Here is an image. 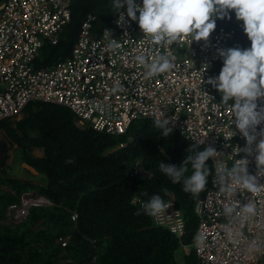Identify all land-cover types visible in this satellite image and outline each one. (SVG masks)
<instances>
[{
  "label": "trees",
  "instance_id": "1",
  "mask_svg": "<svg viewBox=\"0 0 264 264\" xmlns=\"http://www.w3.org/2000/svg\"><path fill=\"white\" fill-rule=\"evenodd\" d=\"M111 5L112 0H70V22L55 45H42L34 67L69 58L88 14L96 16L93 35L114 30ZM233 13L217 19L218 25L232 27ZM234 47H250L244 32L236 31L228 49ZM222 66L223 61L215 65L214 78ZM0 130V264H198L192 247L199 223L195 203L206 193L211 175L197 198L160 172V162L179 166L191 154L187 149L194 144L177 132L163 137L153 120L138 119L124 135H107L79 125L67 108L41 101L27 104L20 120L0 121ZM10 149L20 165L37 175L21 168L22 179L10 177ZM35 149L42 151L41 157L32 155ZM206 163L213 168L211 160ZM164 188L169 195L163 196ZM153 194L181 212L180 237L156 225L152 217L137 214L141 202ZM32 195L48 204L31 207L21 223L8 222V206ZM180 251L181 261L176 257Z\"/></svg>",
  "mask_w": 264,
  "mask_h": 264
},
{
  "label": "built area",
  "instance_id": "2",
  "mask_svg": "<svg viewBox=\"0 0 264 264\" xmlns=\"http://www.w3.org/2000/svg\"><path fill=\"white\" fill-rule=\"evenodd\" d=\"M137 5L142 0H135ZM70 0H0V121L20 120L22 110L31 101L55 104L70 110L82 125L112 136L124 135L130 124L138 119L155 120L160 112L172 118L169 125L185 139L201 147H214L220 159L231 166L234 159L244 158L243 152L235 157V146L243 148L245 140L231 124V113L223 105L217 109L220 94L206 83L214 78L216 64L223 61L219 50H227L237 32L243 31L242 21L232 16V27L218 25L208 40H181L173 44L177 56L175 67L168 73L144 79L143 69L135 56L161 54L163 49L153 46L138 27L125 18L118 26L121 13L112 19L113 39L121 45L110 50L103 30L93 35L91 28L96 16L88 14L81 22L80 32L69 58L49 67H34V60L44 43L55 45L63 28L70 22ZM109 30V29H108ZM207 68L203 71V66ZM202 73V75H201ZM205 83L203 84L202 81ZM123 91L113 92L117 82ZM203 91L213 98L212 101ZM264 107V99L257 101ZM264 124L257 126V132ZM260 137L257 136L256 143ZM255 149V144H253ZM255 151L249 160L248 172L256 175ZM210 186L203 198L196 201L195 212L199 217L196 235L206 233L204 246L192 247L198 264H264V254H249L247 245L252 240L264 241V189L257 194L240 190L236 199L243 205L256 204L257 214L249 220L235 218L232 223L240 233L230 239L221 225L228 223L222 214L225 202L215 182V167ZM264 183V177L260 178ZM135 201V199L133 200ZM137 202V201H135ZM48 204L35 195L24 196L18 204H11L6 211L7 221L21 223L28 217L29 209ZM156 225L180 237L184 232L181 212L171 206L159 217H152ZM76 220L74 213L71 218ZM65 244L62 243V246Z\"/></svg>",
  "mask_w": 264,
  "mask_h": 264
},
{
  "label": "clouds",
  "instance_id": "3",
  "mask_svg": "<svg viewBox=\"0 0 264 264\" xmlns=\"http://www.w3.org/2000/svg\"><path fill=\"white\" fill-rule=\"evenodd\" d=\"M111 8L115 13L125 9L119 16L118 26L124 25L125 18L135 21L143 37L153 46L163 49L161 54L152 55L150 59L145 53L135 56V62L143 69L144 79L168 73L175 67L177 56L173 52V44L182 39L188 41L189 45L192 41L206 42L216 27V19H224L230 11H234L235 18L242 21L250 47L244 50L239 47L219 50L223 66L219 75L209 78L206 83L220 94V103L214 106L219 109L223 105L231 113L229 128L234 124L236 131L229 130V136L232 138L238 132L245 140L243 148L235 146V157L243 152L244 158L234 159L229 166L227 161L220 159L221 154L214 147H203L204 150L199 151L197 149L204 141L195 144L188 140L194 144L187 149L191 154L184 157L179 166L159 164L160 172L173 184L182 183L185 193L198 198L206 190L208 177L211 175L212 178L213 174V168L206 162L213 160L217 189L225 198L222 214L228 221L221 228L230 239H237L240 233L234 229L232 221L237 217L246 221L257 214L256 204L248 201L241 205L236 199L237 193L242 190L257 194L264 189V183H260V178L264 177V128L257 132V126L264 124V107H258L257 104L258 100L264 99V0H142L140 5L135 0H112ZM103 35L109 41L108 49L116 50L121 47L117 39L111 38L113 34L110 30L105 29ZM206 68L207 65H204L203 71ZM112 91H123L119 81ZM203 94L210 101L213 100L204 91ZM164 117L165 113L160 112L153 121L161 135L168 137L172 132L169 125L173 120ZM257 136L260 137L259 143H256ZM253 151L256 153L255 176L248 172L247 157L252 156ZM162 192L163 196L169 195L167 188L162 189ZM171 206L174 207L161 195L153 194L147 201L141 202L137 214L159 217ZM206 235L198 233L194 237V243L204 246ZM247 252L253 255L264 254V241L252 240L247 245Z\"/></svg>",
  "mask_w": 264,
  "mask_h": 264
},
{
  "label": "rangeland",
  "instance_id": "4",
  "mask_svg": "<svg viewBox=\"0 0 264 264\" xmlns=\"http://www.w3.org/2000/svg\"><path fill=\"white\" fill-rule=\"evenodd\" d=\"M3 144H4L3 133H2V131H0V157H2V155H3V153H2ZM8 156H9V158L6 161L7 165H10V167L8 168V175L10 177H14V178H16V177L23 178L24 177V173L22 172V169H21L22 166L14 158L12 149H10L8 151ZM24 169H27L30 172L32 170V169L26 167V165L24 166ZM182 252L180 251L179 253L176 254V257H177V259L179 261H181ZM184 252L188 253L189 252V248L185 249Z\"/></svg>",
  "mask_w": 264,
  "mask_h": 264
},
{
  "label": "crops",
  "instance_id": "5",
  "mask_svg": "<svg viewBox=\"0 0 264 264\" xmlns=\"http://www.w3.org/2000/svg\"><path fill=\"white\" fill-rule=\"evenodd\" d=\"M32 155H34V156H36V157H41L42 156V151L41 150H39V149H35V150H33L32 151ZM22 166V168H24V164H22L21 165ZM26 167H28V166H26ZM29 168V167H28ZM31 169V168H30ZM31 173L33 174V175H37L36 174V172L32 169L31 170Z\"/></svg>",
  "mask_w": 264,
  "mask_h": 264
},
{
  "label": "bare ground",
  "instance_id": "6",
  "mask_svg": "<svg viewBox=\"0 0 264 264\" xmlns=\"http://www.w3.org/2000/svg\"><path fill=\"white\" fill-rule=\"evenodd\" d=\"M66 244V243H65ZM66 246V245H65ZM185 248V247H184Z\"/></svg>",
  "mask_w": 264,
  "mask_h": 264
},
{
  "label": "water",
  "instance_id": "7",
  "mask_svg": "<svg viewBox=\"0 0 264 264\" xmlns=\"http://www.w3.org/2000/svg\"><path fill=\"white\" fill-rule=\"evenodd\" d=\"M80 125H82V123Z\"/></svg>",
  "mask_w": 264,
  "mask_h": 264
},
{
  "label": "flooded vegetation",
  "instance_id": "8",
  "mask_svg": "<svg viewBox=\"0 0 264 264\" xmlns=\"http://www.w3.org/2000/svg\"><path fill=\"white\" fill-rule=\"evenodd\" d=\"M22 179V178H21Z\"/></svg>",
  "mask_w": 264,
  "mask_h": 264
}]
</instances>
